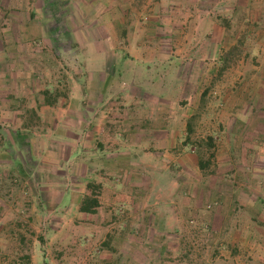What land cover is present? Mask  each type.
<instances>
[{
    "label": "crops",
    "instance_id": "1",
    "mask_svg": "<svg viewBox=\"0 0 264 264\" xmlns=\"http://www.w3.org/2000/svg\"><path fill=\"white\" fill-rule=\"evenodd\" d=\"M56 2L0 0V264H264L241 219L264 215V0ZM211 10H251L259 65L225 67L241 38ZM192 221L231 242L191 247Z\"/></svg>",
    "mask_w": 264,
    "mask_h": 264
},
{
    "label": "rangeland",
    "instance_id": "2",
    "mask_svg": "<svg viewBox=\"0 0 264 264\" xmlns=\"http://www.w3.org/2000/svg\"><path fill=\"white\" fill-rule=\"evenodd\" d=\"M38 3V0H35ZM52 1L53 5L56 1L60 2L61 0H49ZM56 2V3H58ZM229 5V4H228ZM46 6V5H45ZM51 5H49V8L46 9L45 14L47 16H45V20H47L48 22V33H55V31L57 30L55 27L56 26V22L59 19V16H63L64 12H61L58 8V6H54V7H50ZM38 12H35V14H38ZM233 11H229L228 12H223V11H217V10H211L208 13V16H216L219 20V22H221L222 26H223V31L226 35L228 36H234L236 34H238L240 36V40L241 42H237V46L234 47L233 49H229L231 47H229L226 51L224 52V54H222L221 56L223 57V59L221 58L222 63L225 64V67H251V65H259L260 64V60H253L251 59V47L255 46V44H251V10L248 11L247 13H241V16H236L233 15ZM229 15V16H228ZM240 18V19H239ZM147 17L145 16L143 18V20H146ZM232 19V20H231ZM44 20V19H43ZM63 28V27H62ZM67 28L68 27H64ZM65 30V29H64ZM187 30V29H186ZM200 32V28H196V29H192V33L193 34H198ZM228 46V44H227ZM263 46V45H261ZM61 61L63 62L64 67L68 68L70 67V59H61ZM81 64V63H80ZM215 76L213 77V81H219L221 79H224V81H222L221 84L225 83L226 80L230 81L232 80L233 77H236L235 75H230L227 74L225 76ZM240 77H245V79L248 78L247 75H240ZM251 77V75H250ZM249 77V78H250ZM242 85V84H241ZM243 88L245 89H249L250 93H251V86L248 85H242ZM244 99V98H243ZM242 109V113H244L243 111H246V109L243 107ZM241 142L243 143L242 146H244V143L247 145L246 148L251 149V139L250 140H241ZM207 147V155H205V159L207 158V160H210L209 162L214 163L213 161L216 160L215 156L213 155V153H210V148H212L211 146H206ZM253 156H251V154H242V153H237L234 156V161L236 164L240 165V174L243 178H247V174L249 173V170L247 169V166L249 165L250 162H252L251 158ZM212 158L213 161L211 160ZM253 178V177H252ZM252 197V196H251ZM208 203H211L210 200L208 201ZM261 207V206H260ZM207 209H212L213 207L211 206V204H208L206 206ZM259 210H263L260 209ZM249 211H245L242 214H247L245 217L243 216V218H241L244 222L246 221L247 224L244 227V229H248L250 231L255 230L256 227H258L260 230H264V215H257L256 217H253V215L256 214V212H254L253 208L251 209V217L249 216L250 214H248ZM258 214V213H257ZM248 217V220H247ZM250 217V218H249ZM252 222H251V221ZM207 223L202 225V227L204 228V230L199 231V229L197 228V224H200V222H196V221H192V232H191V236H190V245L191 247H196L198 248L199 245L201 244H207L210 242L213 243H230L231 241L229 240V230H230V226H228L229 228H226L223 230V233H220V235L216 232V225L214 224V222L210 221H206ZM249 223L251 225V227L249 226ZM41 227V226H40ZM222 234V235H221ZM264 236V233L262 234ZM263 236H260L261 238ZM244 240V239H243ZM33 248V246H31ZM34 249H36V251H34ZM31 253L27 252L25 253V251L23 250H16L15 252H11V251H7L5 252V254L7 253L10 261L8 262V264H12V262H15V264H62L61 261H59V257L60 255L57 254L58 250L56 249H52L49 247V245L44 246L43 250H38L39 248L36 247L34 248ZM28 251V250H27ZM3 254V256L5 255ZM13 256L11 257L10 256ZM23 254L29 255L32 254L33 256V260H27L24 259L22 256ZM192 254H195V252H192ZM155 255H152V252L150 254V260L154 259ZM43 258V259H42ZM81 264H97L96 262H93L91 260H85L84 262H82ZM205 264H208V262H206Z\"/></svg>",
    "mask_w": 264,
    "mask_h": 264
},
{
    "label": "trees",
    "instance_id": "3",
    "mask_svg": "<svg viewBox=\"0 0 264 264\" xmlns=\"http://www.w3.org/2000/svg\"><path fill=\"white\" fill-rule=\"evenodd\" d=\"M83 208H84V209H87V210L89 209V208H87V207H84V206H83Z\"/></svg>",
    "mask_w": 264,
    "mask_h": 264
}]
</instances>
